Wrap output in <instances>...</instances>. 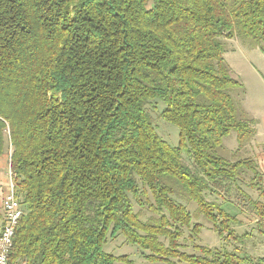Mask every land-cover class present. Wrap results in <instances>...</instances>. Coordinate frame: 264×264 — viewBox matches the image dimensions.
Returning a JSON list of instances; mask_svg holds the SVG:
<instances>
[{
    "label": "trees",
    "instance_id": "16d2710c",
    "mask_svg": "<svg viewBox=\"0 0 264 264\" xmlns=\"http://www.w3.org/2000/svg\"><path fill=\"white\" fill-rule=\"evenodd\" d=\"M234 36L264 52V0H0V156L24 209L7 264H113L126 256L103 245L119 233L151 261L255 264L179 242L182 201L230 236L234 215L205 193L229 190L243 168L261 177L214 153L231 130L239 146L250 133L223 56Z\"/></svg>",
    "mask_w": 264,
    "mask_h": 264
},
{
    "label": "rangeland",
    "instance_id": "374dc122",
    "mask_svg": "<svg viewBox=\"0 0 264 264\" xmlns=\"http://www.w3.org/2000/svg\"><path fill=\"white\" fill-rule=\"evenodd\" d=\"M223 47V55L232 64L233 71L225 58L224 60L231 70L232 77L239 82L238 86L232 90V96L237 107V117L243 119L245 117L244 111L248 112V116L260 114L264 111V52L259 46L237 36L228 40L225 39ZM146 108L153 118L159 136L171 146H177L179 144L178 127L160 117L163 104L151 102ZM244 143L238 147H242ZM237 144H239L237 132L231 130L223 138L222 144L215 149L214 153L233 162L250 160L247 158H252L253 154L249 147L245 148V153L243 148L240 150L234 148ZM186 150L187 147L184 146L182 153L185 154ZM3 156L6 157V153L0 157ZM185 160H189L187 156H185ZM257 171L261 177L256 176L253 169L243 168L229 190L222 187L217 191L219 195L215 192H213L214 195L211 192L205 193L207 200L217 202L223 210L234 215L235 222L230 226L232 229L230 236H228L227 231L221 234L214 229V223L198 212L195 201H182L191 216L190 226L183 228V234L179 241L185 252L200 255L199 246L225 249L240 257L247 255L252 263L264 264V224L262 225L260 222L262 219L257 216L258 213L255 208L256 202L260 205L264 204V182L259 168ZM134 210H139L136 204H134ZM141 214V218L145 220L150 212L143 211ZM220 223L221 220L218 219L216 224L220 225ZM194 226H197L196 232L192 231ZM103 250L115 257L126 256L125 260L116 259L113 264H167L147 259L137 245L125 241L124 236L120 233L114 238L108 236L103 245Z\"/></svg>",
    "mask_w": 264,
    "mask_h": 264
},
{
    "label": "crops",
    "instance_id": "0c3cea01",
    "mask_svg": "<svg viewBox=\"0 0 264 264\" xmlns=\"http://www.w3.org/2000/svg\"><path fill=\"white\" fill-rule=\"evenodd\" d=\"M228 40V39H227ZM224 56V55H223ZM225 60L229 64L231 70L233 71V66L226 59ZM248 112L244 111V116L242 120H246L248 123V128L250 130L249 136L242 147H238V144L235 145V149L243 148L245 152V148L249 147V150L252 152L253 157L247 158L250 159L252 164L255 165L256 170H258L262 174L263 182H264V111L258 115L248 116ZM225 138V137H224ZM238 147V148H237ZM246 153V152H245ZM10 154H6V157H0V228L3 220V210H2V201L3 198L9 193V183H10Z\"/></svg>",
    "mask_w": 264,
    "mask_h": 264
},
{
    "label": "built area",
    "instance_id": "2783aa9c",
    "mask_svg": "<svg viewBox=\"0 0 264 264\" xmlns=\"http://www.w3.org/2000/svg\"><path fill=\"white\" fill-rule=\"evenodd\" d=\"M9 188V193L2 201L4 223L0 228V264H2L3 255H8V248L13 244V234L15 233V228L21 218V215L24 213L21 201L15 192V184L11 171Z\"/></svg>",
    "mask_w": 264,
    "mask_h": 264
},
{
    "label": "bare ground",
    "instance_id": "6f19581e",
    "mask_svg": "<svg viewBox=\"0 0 264 264\" xmlns=\"http://www.w3.org/2000/svg\"><path fill=\"white\" fill-rule=\"evenodd\" d=\"M22 217V215H21ZM13 237H14V234H13ZM10 249H11V246H9L8 248V255L10 253ZM8 255H3V258H2V264H7V261H8Z\"/></svg>",
    "mask_w": 264,
    "mask_h": 264
}]
</instances>
